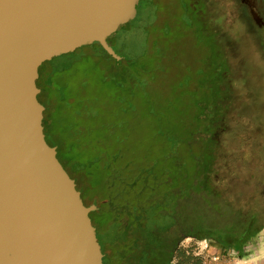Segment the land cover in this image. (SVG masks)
Segmentation results:
<instances>
[{"label": "rangeland", "instance_id": "374dc122", "mask_svg": "<svg viewBox=\"0 0 264 264\" xmlns=\"http://www.w3.org/2000/svg\"><path fill=\"white\" fill-rule=\"evenodd\" d=\"M145 10L138 28L116 31L128 42L145 36L144 52L128 48L115 68L98 49L104 70L91 101L68 100L93 117L60 105V124L89 128L85 139L114 160L95 189L132 192L148 181V195L168 194L179 218L204 229L185 235L169 264H197L189 254L203 239L249 260L264 250L263 225L239 251L212 234L243 230L264 213V0H154ZM84 151L74 153L85 159Z\"/></svg>", "mask_w": 264, "mask_h": 264}, {"label": "water", "instance_id": "95a60500", "mask_svg": "<svg viewBox=\"0 0 264 264\" xmlns=\"http://www.w3.org/2000/svg\"><path fill=\"white\" fill-rule=\"evenodd\" d=\"M139 0H0V264H102L75 181L43 132L38 69L107 38Z\"/></svg>", "mask_w": 264, "mask_h": 264}, {"label": "trees", "instance_id": "16d2710c", "mask_svg": "<svg viewBox=\"0 0 264 264\" xmlns=\"http://www.w3.org/2000/svg\"><path fill=\"white\" fill-rule=\"evenodd\" d=\"M153 1L154 0H139L136 14L138 21L134 23L127 22L124 28L127 25L135 29L138 28L141 18L146 16L145 9L152 8ZM118 34L119 32L111 34L107 38V42L112 46L115 52L122 57L120 61L114 60L98 42H94L92 45L83 47L86 50L80 48L54 57L50 61L44 62L38 69L36 86L39 88V93L37 94V99L44 106L42 125L44 127L43 132L45 140L50 146H57L59 148V157L61 160L57 156L58 160L61 164L63 163L62 165L65 170L67 169L72 173V177H75L84 189H94L96 185L102 182L106 175L111 173L110 168L114 160L109 157L107 152H100V155L99 152H97L99 149L96 147L95 143H92L90 139H85V133L89 128L84 131L85 127H79L74 124L75 121H72V124L67 125L65 129L60 124L61 117L58 116V107L63 105L67 110H72L75 117L81 114L89 117V119L93 117L86 115L83 109H72L71 103L68 102V100L69 98L70 100L78 99L81 105L84 104V101L85 103L91 101L89 99L92 96L87 97V95L93 92L97 87L96 84L98 83L95 82L96 78L104 70L103 68L101 69L99 65L102 58L98 54V49L103 50L112 62H114V67L118 68L121 66L123 59L129 58L130 53L128 52V48L143 53L147 47L145 36L143 39H131V42H128V39H130L129 37L121 40L118 38ZM132 42L136 43L139 49H132ZM86 51H90V53H86ZM81 95H85V98H82ZM75 117L73 116L72 118ZM101 140L102 138H100V141ZM96 143L98 144L99 142ZM78 150H85L84 153H87L85 159L82 158V154L79 155L74 153ZM64 153H68L69 157L66 158ZM107 165L110 166L108 167ZM89 176L90 178L87 180ZM136 177L134 178V182L133 180L131 181L132 184H128V186H130L128 188L133 189V186L137 185L136 181H138V179H136ZM117 179L120 184H123L121 177ZM111 186L113 185H110V187ZM110 187L105 184L104 187L101 188L103 194L104 191H106L105 196L96 200L97 209L92 211L93 216L96 215V217H98L100 214L103 217L102 221L100 220L96 223V226L102 233L101 241L110 248L109 250H104L102 254L105 264H124L123 251L126 247L125 235L128 233L129 227L132 226L131 222L127 224L128 218H134L137 221L145 219L144 233H147V238L144 240V250L147 252L152 251V253L157 250L156 245L157 239H159L158 237L176 235V232L186 227L192 231V234L204 230L196 227H189V225L186 224V217L183 213L179 218V206L176 202L170 201L168 194L164 193L157 195L156 193H152L148 195V181L143 183V185H139V189H135V191L132 192L124 189L119 190L117 193H113ZM90 214L91 213H89V217ZM143 214L144 216L142 217ZM121 228L126 230L120 234L119 231ZM257 230H259V228ZM214 236L219 241L218 243L237 251L241 249L242 241L240 242L238 240V235L235 230H233L230 236H220L217 234H214ZM177 240L172 241L165 249L159 247L161 250L160 254H152V257L157 255L159 259L151 261L150 264H167L171 258V252ZM136 264L142 263L136 260Z\"/></svg>", "mask_w": 264, "mask_h": 264}, {"label": "flooded vegetation", "instance_id": "af4514ba", "mask_svg": "<svg viewBox=\"0 0 264 264\" xmlns=\"http://www.w3.org/2000/svg\"><path fill=\"white\" fill-rule=\"evenodd\" d=\"M93 43H91L89 45H92ZM85 46L86 45L81 46V47H79L77 49L83 48ZM77 49H75V50H77ZM84 50H86V49H84ZM86 53H90V51H86ZM120 59L118 61H120ZM43 117H44V115H43ZM43 129H44V127H43ZM55 147H56V154H57L58 158L60 159V157H59L60 150H59V148L57 146H55ZM64 155H65L66 158L69 157L68 153H64ZM66 172L69 174V176H71V178L74 179L75 186L80 191V196L82 198V201H83L84 205H86V206L94 205L95 209L92 210V211H95L97 209L96 200L103 197L102 189L101 188H99V189H97V188L96 189L95 188L94 189H84L83 187H81V185L77 181V179L75 177H72V173H70L68 170ZM92 202H94V203H92ZM92 211L90 212L91 213L90 214V219H91V222H92L93 226L95 227L96 237H97V240H98V242H99V244L101 246V251H102V254H103L104 250L106 251V250L110 249L107 246V244L105 245L101 241L102 233H101L100 230L97 229V226H96V223H98V221H100V220L102 221L103 217L100 214L98 215V217H96V215L93 216L92 215ZM143 216H144V214L142 215V217ZM133 219L128 218V220H127V224H129L131 222L132 226L129 227L128 233L125 235L126 247H125V250L123 251L124 264H136V260H139L142 264H150L151 261H154V260L156 261V260L159 259L158 256H157L161 252L159 247H163L165 249V248H167V246L170 243H172V241L178 239L177 242L174 245V248H173L172 252H171V257H172L173 254L176 251V247L178 246V244L180 243L182 238L185 235L192 234V231H190L186 227V228H184V229L182 228L181 230L176 232V235H173V236L165 235L163 237H158L159 239H157V245H156L157 250H156V252L155 251L153 253H152V251L147 252L146 250H144V240L147 238V233H144V231H145V229H144L145 228L144 227L145 219H140V221H137L135 219L133 220ZM247 223H248L247 225L246 224L244 225L245 227L243 228V230H239V231L235 230L237 232V235H238L237 237H238V240L240 242L243 239L247 238L248 236H252L254 233H256V230L258 228L261 229L260 226H262V225L264 226V213H254V215H251V217H250V219H249V221ZM125 230L126 229L121 228V230L120 231L118 230V231L121 234ZM202 233L204 235H206V233H204V231ZM226 234H227L226 236H230L231 235V233H229V232L226 233ZM212 235L214 236V234H212ZM208 236H209V233H208ZM154 253L157 254L156 255L157 257L156 256L152 257V254H154ZM170 261H171V258H170V260H169V262L167 264H169ZM102 264H105L104 260H103V257H102Z\"/></svg>", "mask_w": 264, "mask_h": 264}, {"label": "built area", "instance_id": "2783aa9c", "mask_svg": "<svg viewBox=\"0 0 264 264\" xmlns=\"http://www.w3.org/2000/svg\"><path fill=\"white\" fill-rule=\"evenodd\" d=\"M197 247L191 252L190 260L197 264H240L242 260L233 250L217 251L206 239L199 240Z\"/></svg>", "mask_w": 264, "mask_h": 264}, {"label": "crops", "instance_id": "0c3cea01", "mask_svg": "<svg viewBox=\"0 0 264 264\" xmlns=\"http://www.w3.org/2000/svg\"><path fill=\"white\" fill-rule=\"evenodd\" d=\"M261 252H264V250H255L249 260H244L240 264H264V254L261 255Z\"/></svg>", "mask_w": 264, "mask_h": 264}, {"label": "bare ground", "instance_id": "6f19581e", "mask_svg": "<svg viewBox=\"0 0 264 264\" xmlns=\"http://www.w3.org/2000/svg\"><path fill=\"white\" fill-rule=\"evenodd\" d=\"M259 17V16H258ZM258 19H260V21H262L263 22V20H261V18L259 17Z\"/></svg>", "mask_w": 264, "mask_h": 264}]
</instances>
